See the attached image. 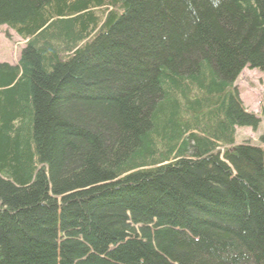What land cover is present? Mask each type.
Wrapping results in <instances>:
<instances>
[{
  "label": "trees",
  "instance_id": "obj_1",
  "mask_svg": "<svg viewBox=\"0 0 264 264\" xmlns=\"http://www.w3.org/2000/svg\"><path fill=\"white\" fill-rule=\"evenodd\" d=\"M104 5V6H103ZM0 264H264V0H0Z\"/></svg>",
  "mask_w": 264,
  "mask_h": 264
},
{
  "label": "rangeland",
  "instance_id": "obj_2",
  "mask_svg": "<svg viewBox=\"0 0 264 264\" xmlns=\"http://www.w3.org/2000/svg\"><path fill=\"white\" fill-rule=\"evenodd\" d=\"M26 41L21 39L7 26L0 27V63L15 65L25 48ZM239 96L245 107L261 117L256 131L248 128L238 129L237 142H259L264 134V73L258 70H244L236 82Z\"/></svg>",
  "mask_w": 264,
  "mask_h": 264
},
{
  "label": "bare ground",
  "instance_id": "obj_3",
  "mask_svg": "<svg viewBox=\"0 0 264 264\" xmlns=\"http://www.w3.org/2000/svg\"><path fill=\"white\" fill-rule=\"evenodd\" d=\"M104 6V5H103Z\"/></svg>",
  "mask_w": 264,
  "mask_h": 264
}]
</instances>
